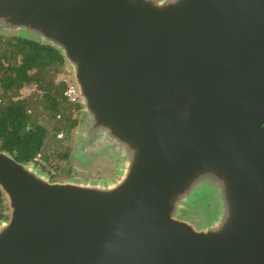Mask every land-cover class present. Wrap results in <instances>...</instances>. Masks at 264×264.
<instances>
[{"label":"water","instance_id":"1","mask_svg":"<svg viewBox=\"0 0 264 264\" xmlns=\"http://www.w3.org/2000/svg\"><path fill=\"white\" fill-rule=\"evenodd\" d=\"M0 34L60 52L71 157L115 169L0 150V264H264V0H0Z\"/></svg>","mask_w":264,"mask_h":264},{"label":"trees","instance_id":"2","mask_svg":"<svg viewBox=\"0 0 264 264\" xmlns=\"http://www.w3.org/2000/svg\"><path fill=\"white\" fill-rule=\"evenodd\" d=\"M63 70L64 58L52 45L23 34H0V150L44 167L53 156L68 159L80 107L64 96L67 84L58 78ZM28 85L40 94L20 97ZM4 210L0 190V219Z\"/></svg>","mask_w":264,"mask_h":264},{"label":"rangeland","instance_id":"3","mask_svg":"<svg viewBox=\"0 0 264 264\" xmlns=\"http://www.w3.org/2000/svg\"><path fill=\"white\" fill-rule=\"evenodd\" d=\"M24 36L34 40L36 38V36H33L31 34H24ZM67 76H68L67 72L63 70L61 73H59L58 78L64 80L65 78H67ZM38 94H40V91H37L35 85L24 86L20 90V97H29ZM76 113L78 114V118H79L81 114L80 111L78 110ZM70 137L71 138L69 139L70 142L68 143V145L70 146L71 151L68 159L61 160L58 159V157L53 156L51 157L52 160H50V162H48L47 164L45 163V167L38 164L37 162L36 163L43 170L47 171L53 178L55 177L67 178L73 176L75 178L83 177L86 179L89 178L97 179V178L112 177L115 174V169L107 164L109 162H107L106 159H102L100 161L94 162L93 164H91L92 166L81 165L76 160H73V158L71 157V152L74 147V131ZM208 200H211L210 197H208V199L205 198V200L202 197L201 201L199 200L196 202V205L199 206L194 208L190 206V208L184 211L185 212L184 216L186 217L187 213L191 212L187 215L189 219L195 220L196 223L202 221V226L210 225L211 223L214 222L213 220L218 219L213 217L216 216V214H218L219 210L216 206L215 207L217 208V211L214 208L212 210V206L208 202ZM203 201H205L206 206H204ZM5 212L6 211L4 210V213ZM5 215H6L5 218H7L6 213Z\"/></svg>","mask_w":264,"mask_h":264},{"label":"built area","instance_id":"4","mask_svg":"<svg viewBox=\"0 0 264 264\" xmlns=\"http://www.w3.org/2000/svg\"><path fill=\"white\" fill-rule=\"evenodd\" d=\"M68 74V73H67ZM64 81L66 82L67 86H66V90L64 91V96L66 98V100L68 102H70L71 104L73 105H76L78 104L79 105V98H78V94H77V91H76V88L75 86L73 85L72 83V80H71V77L70 75L68 74L67 78L64 79ZM77 114V113H76ZM59 137H62L63 134L60 133L58 135ZM41 156V154H38L37 157H36V160L39 159Z\"/></svg>","mask_w":264,"mask_h":264},{"label":"flooded vegetation","instance_id":"5","mask_svg":"<svg viewBox=\"0 0 264 264\" xmlns=\"http://www.w3.org/2000/svg\"><path fill=\"white\" fill-rule=\"evenodd\" d=\"M203 203H204V206H206V205H205V201H203ZM203 203H202V204H203Z\"/></svg>","mask_w":264,"mask_h":264},{"label":"clouds","instance_id":"6","mask_svg":"<svg viewBox=\"0 0 264 264\" xmlns=\"http://www.w3.org/2000/svg\"><path fill=\"white\" fill-rule=\"evenodd\" d=\"M79 111H80V109H79Z\"/></svg>","mask_w":264,"mask_h":264}]
</instances>
